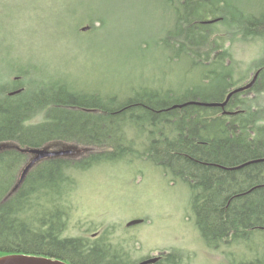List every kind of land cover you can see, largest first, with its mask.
I'll return each instance as SVG.
<instances>
[{"label":"trees","instance_id":"trees-1","mask_svg":"<svg viewBox=\"0 0 264 264\" xmlns=\"http://www.w3.org/2000/svg\"><path fill=\"white\" fill-rule=\"evenodd\" d=\"M168 3L178 12L177 24L172 40L161 39L160 44H170L182 54L172 60L179 56L193 67H212L210 88L220 92L212 101L222 102L243 80L235 70L233 47L252 42L254 34L264 31V15L239 11L236 5L238 12L232 15L229 0ZM206 19L219 21L205 24ZM85 24L90 34L104 27L102 19H90L75 27L77 37ZM192 24L195 34L177 37V31L186 32ZM254 67L261 70L258 84L231 101L240 111L232 117L219 108L196 105L168 110L189 101L209 102L198 95L207 88H188L185 94H197L190 98L159 85H140L129 87L130 96L122 100L113 92L87 93L62 77L38 81L31 79L29 69L9 71L4 79L8 85L0 86V145L75 147L79 153L42 162L16 191L29 156L17 149L0 153V257L32 252L71 264H137L150 259L136 261L105 233L106 238L97 241L66 235L74 219L72 194L79 186L75 173L136 157L162 166L189 186L191 211L207 247L247 241L252 258L247 263L264 264V186L236 197L264 185V162L227 170L264 157V116L257 103V91L264 85V58ZM19 88L24 89L21 94L9 96ZM163 253L154 264L193 260L181 250Z\"/></svg>","mask_w":264,"mask_h":264},{"label":"rangeland","instance_id":"rangeland-1","mask_svg":"<svg viewBox=\"0 0 264 264\" xmlns=\"http://www.w3.org/2000/svg\"><path fill=\"white\" fill-rule=\"evenodd\" d=\"M229 1L232 15L237 10L264 15V0ZM177 15L168 0H0V86L8 85L3 79L9 71L26 68L33 80L62 77L87 93L113 92L122 100L130 96L129 87L159 85L190 98L197 94H185L188 88H207L199 98L212 101L220 95L210 88L212 67L172 60L179 51L160 44L174 37ZM96 18L104 22L99 32L90 34L85 24L89 29L75 35L77 25ZM179 34H195L194 24ZM263 50V43H235L242 84L257 71ZM259 96L264 116V85ZM78 178L67 236L92 241L107 236L139 261L175 249L190 254L191 264H239V254L226 259L225 246L207 247L196 228L191 194L183 184L170 182L160 167L124 160L94 167ZM134 221L143 223L129 226Z\"/></svg>","mask_w":264,"mask_h":264},{"label":"water","instance_id":"water-1","mask_svg":"<svg viewBox=\"0 0 264 264\" xmlns=\"http://www.w3.org/2000/svg\"><path fill=\"white\" fill-rule=\"evenodd\" d=\"M218 21L219 20H213V21H209L207 23H216ZM88 29L89 28L87 26L82 28L83 32H86ZM259 74H260V72L256 73V75L253 78V81L251 83H249L243 87H240L238 89H235L234 92H232L228 96L227 100L224 103L190 102L189 101V102H186L182 105H176V106H174V108H183V107H186L188 105H200V106L210 107V108H219V107L225 108L233 95L240 94L244 91H247V90H250L251 88H253L254 84L256 83V81L259 78ZM18 93H20V91L13 92V93H11V95L14 96ZM227 114H229V113H227ZM1 145H3L4 147H11L8 144H1ZM13 149H17L24 154L30 155V157H31V159L28 161L27 165L24 167L23 171L21 172L19 183L14 188V191L18 190V188L23 184V182L27 178L28 174L32 171V169L38 163L42 162L43 160L50 159V158L62 157V156H69V155L79 153V149L75 148V147H63V148L59 149V148H52L51 146H48V147H44L43 149H33V148L32 149H21L18 146H13ZM256 162H264V159L260 160V161H256ZM141 223H143V221H134L129 226L136 225V224L138 225ZM158 260H159V258H151L148 260H144V261L140 262L139 264H154ZM0 264H71V263L66 262L62 259H56V258H52V257L36 256V255L20 254L19 253V254H10V255L0 257Z\"/></svg>","mask_w":264,"mask_h":264},{"label":"bare ground","instance_id":"bare-ground-1","mask_svg":"<svg viewBox=\"0 0 264 264\" xmlns=\"http://www.w3.org/2000/svg\"><path fill=\"white\" fill-rule=\"evenodd\" d=\"M242 17V16H241ZM240 17V18H241ZM213 20H219V19H209L208 21H206V22H204L205 24H214V23H207V22H209V21H213ZM217 23V22H216ZM252 42L251 43H253V42H256V43H259V44H264V31H262V33L261 32H257L256 34H254L253 35V37H252ZM169 45V44H168ZM181 55L182 54H180L179 56L181 57ZM179 56L177 57V58H179ZM181 59V58H180ZM235 59H236V61H237V58L235 57ZM236 70V69H235ZM257 72H260V74H261V70H257L256 72L254 71V72H251L252 73V78L251 79H249L248 81H246L245 83H241V82H239V83H237V85L235 86V87H233L231 90H229L228 91V93L226 94V97H225V99L222 101V102H217V103H224L226 100H227V98H228V96L232 93V92H234V90L235 89H238V88H240V87H243V86H245V85H247V84H249V83H251L252 81H253V78L255 77V75H256V73ZM259 74V75H260ZM16 79H18V78H16ZM5 80L3 79V82H4ZM258 84V80L256 81V83L254 84V86H253V88L254 87H256V85ZM152 86H154V85H152ZM253 88H251V89H253ZM250 89V90H251ZM23 88H19V89H16V90H14V91H11L10 93H9V96L10 97H14V96H16V95H19V94H21L22 92H23ZM260 90L261 89H259L258 91H257V94H258V97H260L259 96V93H260ZM17 91H20V93H18V94H16V95H14V96H12L11 95V93H13V92H17ZM247 91H249V90H247ZM244 92H246V91H244ZM243 93V92H242ZM241 94V93H240ZM238 94H235V95H233L232 96V98L230 99V101L228 102V104L226 105V107L225 108H220L219 107V109H221L222 111H223V114L224 115H226V116H236V115H238V114H240V111L237 109V108H235L234 106H232V100L237 96ZM190 102H202V101H190ZM211 102H215V101H209L208 103H211ZM174 106H176V105H174ZM174 106H172L171 108H169L168 110H172V109H176V108H174ZM189 106V105H188ZM196 106H200V105H196ZM201 107H204V106H201ZM207 108H210V107H207ZM227 113H229V114H227ZM12 145V144H11ZM10 145V146H11ZM13 146H16V145H13ZM13 146H11V147H4L3 145H1L0 146V153H5V152H7V151H10L11 149H13ZM44 147H39V148H33V149H43ZM21 149H23V148H21ZM18 152H20V153H22L21 151H19V150H17ZM23 154V153H22ZM28 155V154H27ZM29 156V155H28ZM50 159H53V158H50ZM50 159H46V160H50ZM137 158L136 157H133V158H129V159H125L126 161H132V160H136ZM139 160H140V158H138ZM264 159V157L263 158H260V159H256V160H252V161H249V162H246V163H244V164H241V165H239V166H235V167H233V168H229V169H227L228 171H238V170H241L242 168H244V167H246V166H249V165H251V164H255V163H263V162H256V161H260V160H263ZM46 160H43L42 162H44V161H46ZM29 161V160H28ZM42 162H40V163H38L36 166H38L39 164H41ZM151 164H153V165H155V166H157V167H160L161 169H162V171H163V173H164V175L166 176V177H168L169 178V180H170V182H172V183H181V184H183V186H185V188L186 189H188V191H189V193L191 194V198H192V193H191V190H190V188H189V186L187 185V184H185L184 182H182L180 179H177L174 175H172L170 172L168 173V171L166 172L165 171V169L162 167V166H160V165H156V164H154V163H152V162H150ZM27 165V164H26ZM25 165V166H26ZM24 166V167H25ZM35 166V167H36ZM98 166H100V165H98ZM24 167H23V169H24ZM34 167V168H35ZM95 167H97V166H95ZM23 169H22V171H23ZM93 169V168H92ZM91 170V169H90ZM80 173H75V175H76V178L77 179H79L78 178V175H79ZM29 175V174H28ZM26 180V179H25ZM24 183V182H23ZM264 185H259V186H256V187H254V188H252L250 191H248V192H246V193H241V194H238L236 197H241V196H245V195H247L248 193H250L251 191H253V190H255V189H257V188H261V187H263ZM197 228V227H196ZM198 229V228H197ZM199 230V229H198ZM199 233H200V231H199ZM201 235V234H200ZM202 237V236H201ZM255 244H258V240L255 242ZM247 250H249V248H248V242L246 241V242H242V243H234L233 245H230V246H226V250H225V252H226V254H227V258L226 259H231L233 256H237L238 254V256H240V258H241V260H240V262H239V264H249V263H247V262H249L252 258H251V256L249 255V254H247ZM160 253H162L163 254V252H160ZM164 255V254H163ZM253 260L255 261L256 260V257H254L253 258ZM136 261H138L139 262V260H136ZM137 264H139V263H137Z\"/></svg>","mask_w":264,"mask_h":264},{"label":"flooded vegetation","instance_id":"flooded-vegetation-1","mask_svg":"<svg viewBox=\"0 0 264 264\" xmlns=\"http://www.w3.org/2000/svg\"><path fill=\"white\" fill-rule=\"evenodd\" d=\"M31 159V157L29 156V158H28V160H30ZM94 237L93 238H96V234L95 235H93ZM94 240V239H93ZM164 254V253H163ZM163 254L162 253H158L157 255H155V256H153V257H151V258H154V257H159V256H163Z\"/></svg>","mask_w":264,"mask_h":264}]
</instances>
